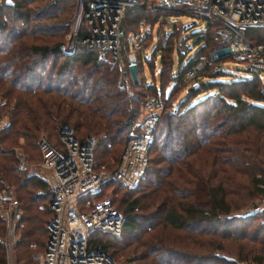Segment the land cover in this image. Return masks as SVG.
I'll list each match as a JSON object with an SVG mask.
<instances>
[{"label": "trees", "instance_id": "16d2710c", "mask_svg": "<svg viewBox=\"0 0 264 264\" xmlns=\"http://www.w3.org/2000/svg\"><path fill=\"white\" fill-rule=\"evenodd\" d=\"M142 2L126 10L125 32L138 33V23L155 21L159 12L148 0ZM71 9L73 0L0 1V94L8 113V123L0 129V189L12 185L15 189L21 210L15 231L17 247L31 241L42 249L44 224L51 216L46 182L18 166L13 151L17 138L22 139L25 152L37 148L39 132L57 144L54 134L67 128L79 141L92 140L95 151L111 150L110 156L115 157L129 132H137L141 110L130 104L137 98L130 99L123 85L117 84L118 68L109 52L98 54L82 43L81 30L72 49L64 48ZM127 24L136 30L131 32ZM214 26L206 21L203 28L189 30L196 49L180 56L170 77L173 85L182 82L185 93L175 107L159 113L139 184L126 189L109 179L113 191L120 193L112 201L123 216L121 232L114 236L93 230L88 246L110 258L129 246L122 250L118 264H264V219L255 213H234L255 195H264V105L260 104L264 79L259 80L251 69L243 68L248 73L240 75L221 69L228 53L205 60L194 77L195 85L186 84L182 76L209 45L224 46ZM243 35L264 44V26H248ZM167 40L158 41L148 57L137 53L136 66L159 50V75L170 70ZM140 48L144 51L141 44ZM220 75L227 79H218ZM146 85L152 89L148 94L159 98L154 85ZM104 192L102 187L92 198ZM165 231L181 233L183 241L164 242ZM3 236L0 216V264L4 262ZM193 245L196 249L192 250ZM21 250L16 260L35 264L34 251Z\"/></svg>", "mask_w": 264, "mask_h": 264}, {"label": "built area", "instance_id": "2783aa9c", "mask_svg": "<svg viewBox=\"0 0 264 264\" xmlns=\"http://www.w3.org/2000/svg\"><path fill=\"white\" fill-rule=\"evenodd\" d=\"M152 8L187 14L189 20L198 19L200 28L206 21L214 22V33L224 42L226 53L245 69L260 77L264 74V44L253 42L243 35L248 26H264V0H148ZM72 25L66 38L71 50L81 30V42L101 53L107 50L122 75L137 63L142 54V34L125 32L122 27L128 8L142 5V0H73ZM145 56L149 51L144 52ZM157 55V54H156ZM205 56L197 54L192 65L183 70V79L193 82L202 69ZM144 114L136 123V133L130 131L109 171L94 159V143L90 139L79 141L67 128H60L58 142L53 144L42 135L37 140L40 159L36 162L39 173L50 192L48 209L50 218L44 224L46 237L42 249L33 254L38 264H118L104 253L91 251L88 235L97 230L118 236L121 232L122 213L112 197L103 194L97 199H77L84 194L101 190L108 179L126 189L135 188L144 174L148 161V148L159 116V99L147 94L143 101ZM107 146L109 144L107 143ZM19 168H26L24 155L14 151ZM104 183V184H103ZM248 213L264 218V195L250 206ZM0 216L4 222L2 246L8 254L15 241V231L21 210L13 190L0 189ZM31 246V243H29ZM9 264L8 257L6 263ZM239 264H253L240 261Z\"/></svg>", "mask_w": 264, "mask_h": 264}, {"label": "rangeland", "instance_id": "374dc122", "mask_svg": "<svg viewBox=\"0 0 264 264\" xmlns=\"http://www.w3.org/2000/svg\"><path fill=\"white\" fill-rule=\"evenodd\" d=\"M0 1H2V0H0ZM70 8H72V7H70ZM153 9L155 12H159L153 23H151L152 21L150 19H147L146 22L138 23L139 30H140L139 32L143 35L144 31H145V35H143L144 38L141 40V43H140L141 46L144 48L142 55H145L144 54L145 51H151V49L154 47V45L157 44L158 41L162 42V41L168 39L167 42L170 45L168 47V48H170V51H169V57H168L167 61H170V70H166L165 72H163L162 75H159V71L162 67V64L159 60V57H160V51L159 50L156 51L157 55L153 56L152 58H150V57L147 58V60H145L141 66L130 67L122 75L120 74L119 69H118L117 84L120 86L123 85L125 92H126V95L130 99H131V97H135V96L137 98V100L134 102L130 101V104L132 106L136 107L137 109L140 108V110H141L140 111L141 113L137 117V121L144 114L143 98L145 97V95L152 92V89H146V87H147L146 84H148V83H152L154 85V88L157 89V91L159 93L158 99H159V113L160 114L163 111H166L168 109L175 107V105L178 103V101L181 100V98L183 97V95L185 93V88H184L185 86L182 85V82H180V81L178 83H175V85H173V82H171L172 79L170 77L174 73V71L178 68L179 63L182 60L180 58V56L186 57V56L190 55L191 53H193V51L196 49V45H193L192 39L189 38V35H190L189 30L191 31L192 29H201L199 27V24H198V19H196V21L192 22V24L190 26L185 27L182 30V22H184V20L192 19L187 14L180 13V12L176 13V12H171V11H166V12L156 11L158 9H156V8H153ZM71 11H72V9H71ZM154 11L152 13H154ZM72 12L74 13V3H73V11ZM73 13H72L71 20L69 21V26H68L67 32H65L64 37H63L64 47L66 46V38L68 37V33H69L71 25H72ZM171 25L173 26L172 29L170 28ZM127 26H128L127 28H129V30L131 32H134L136 30L135 29L136 27L134 25L127 24ZM169 29L173 30V32H172L173 34L171 35L173 37L168 35V32L170 31ZM175 39H178V40L175 41ZM166 48H167V46H166ZM203 54L205 56V60H207L209 57H211L213 55H218V54L223 55V54H227V53H226L223 46L219 47L218 44H216V45L211 44L203 51ZM147 57H148V55H147ZM117 68H118V66H117ZM220 68L223 69L224 71H227V72L231 71L230 73H236L237 75H240L242 73H248L247 70H243L244 67L239 65V62H237V63L234 62V60L230 54H229V56H227L226 60H224L221 63ZM170 72H171V74H170ZM258 78H259V80H263L264 74ZM200 79L204 80L206 78L201 76ZM218 79H220V80L227 79V76H225V75L221 76L220 75V77H218ZM184 80L186 81V84L189 83L188 80H186V79H184ZM3 103H4V99L1 98V94H0V129L8 123V113H7ZM141 103H142V107H141ZM260 104L264 105V101H260ZM57 134L58 133L56 132L54 134V136L57 137ZM42 135H44L49 142H51V143L56 142V141L50 140L49 139L50 137L47 134H45L43 132H39L35 138V140H36L35 146H36L37 140ZM21 143H22V139L17 138V143L13 146V151H16V150L18 151V149H19L20 150L19 153H22V155H24L25 160L28 163L26 168H25L26 169L25 171L27 173L34 174L38 178L44 180L42 178V174L39 173L37 167H35L36 162H38L40 159L39 151L37 152V148L34 147V148L29 149V150H25V152H24L21 150ZM118 149H120V148H117V151H116L117 155L119 152ZM227 151L230 152L229 149ZM112 152L113 151H111V150H109V151H103V150L100 151V149H98L96 151L94 150L95 161H97L98 163L104 164L106 167V171H109L111 169L112 165L114 164V162L117 159V155H115V157L110 156V154ZM241 180H245L244 175H241ZM109 181L110 180L108 179L104 182L106 185V186H103L105 189L104 194L105 193L108 194L109 196L113 197V199L118 198L120 193H118L117 190L113 191L112 182H109ZM10 187H11V189H13V194L16 196L15 189L13 188V185ZM93 196H94L93 198H95L96 194H94ZM259 197L260 196L255 195L253 200L249 201L246 205L237 208L234 211V213L237 215H242V214L248 213V210L251 206V202L255 203ZM93 198H92V194L87 193V194L82 195L81 197H78L77 199H79L78 202H79V204H81L82 201H84V200L90 201ZM138 231L139 230H137V232ZM137 232H135V234H137ZM137 235H139V234H137ZM181 236H182V234L179 232H176V231H171V232L165 231L163 234V237H164L163 240H164V242H168V241H173V239H175L174 241H176L177 243L180 244V241H183V239L180 238ZM16 239H17V235L15 233V241H14L11 249L9 250L8 254H6L5 251H3L4 252V262L2 264L6 263L7 257L9 260V264H20L22 258H20L18 261L16 260V252L18 250L23 251L21 249L26 248L28 251H34L32 254L40 251V246H38V245L34 246L32 244L33 242H31V241L29 242V243H31V246H29V243L27 244V246H21V245L18 247L14 246ZM130 246H131V244H130ZM129 248L130 247L128 246V247L123 248V249H129ZM123 249H118L116 251L123 254V251H124ZM190 249H192V250L196 249V246L193 245ZM227 250H231V246ZM120 251H122V252H120ZM121 254H118L116 257L114 255H112L113 256L112 259L115 261V263L121 262V259L123 258ZM33 258H34L33 263L38 264L37 258L35 256H33ZM127 264H133V262H130Z\"/></svg>", "mask_w": 264, "mask_h": 264}, {"label": "water", "instance_id": "95a60500", "mask_svg": "<svg viewBox=\"0 0 264 264\" xmlns=\"http://www.w3.org/2000/svg\"><path fill=\"white\" fill-rule=\"evenodd\" d=\"M191 24H192V21H184V22H182V30H183L185 27L190 26ZM192 84L195 85L196 82H193Z\"/></svg>", "mask_w": 264, "mask_h": 264}]
</instances>
